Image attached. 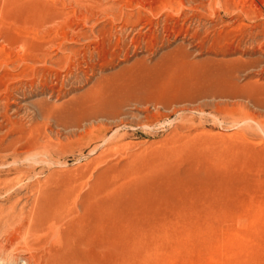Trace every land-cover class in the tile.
Here are the masks:
<instances>
[{
    "label": "rangeland",
    "instance_id": "obj_1",
    "mask_svg": "<svg viewBox=\"0 0 264 264\" xmlns=\"http://www.w3.org/2000/svg\"><path fill=\"white\" fill-rule=\"evenodd\" d=\"M0 258L264 264V0H0Z\"/></svg>",
    "mask_w": 264,
    "mask_h": 264
},
{
    "label": "bare ground",
    "instance_id": "obj_2",
    "mask_svg": "<svg viewBox=\"0 0 264 264\" xmlns=\"http://www.w3.org/2000/svg\"><path fill=\"white\" fill-rule=\"evenodd\" d=\"M56 189H57V188H56ZM51 190H52V189H51ZM57 190H58V189H57ZM57 190H55V191L53 190V191H50V192H52V193L54 192L53 194H55V193H59V192H57ZM48 193H49V192H48ZM61 193H62V192H61ZM46 194H47V193H46ZM53 196H54V195H53ZM59 257H60V256H59ZM1 260H2V259L0 258V261H1ZM27 261H28V260H27ZM26 263H27V262H26ZM71 263H72V262H71ZM71 263H70V264H71Z\"/></svg>",
    "mask_w": 264,
    "mask_h": 264
}]
</instances>
